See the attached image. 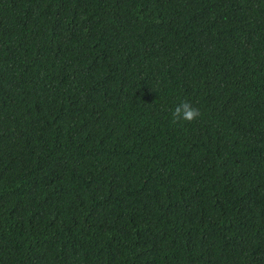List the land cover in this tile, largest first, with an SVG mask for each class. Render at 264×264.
Masks as SVG:
<instances>
[{"label": "trees", "instance_id": "1", "mask_svg": "<svg viewBox=\"0 0 264 264\" xmlns=\"http://www.w3.org/2000/svg\"><path fill=\"white\" fill-rule=\"evenodd\" d=\"M0 264H264V0H0Z\"/></svg>", "mask_w": 264, "mask_h": 264}, {"label": "clouds", "instance_id": "2", "mask_svg": "<svg viewBox=\"0 0 264 264\" xmlns=\"http://www.w3.org/2000/svg\"><path fill=\"white\" fill-rule=\"evenodd\" d=\"M199 116V109L193 107L187 100L180 102L172 112V119L174 123L179 121L192 122Z\"/></svg>", "mask_w": 264, "mask_h": 264}]
</instances>
